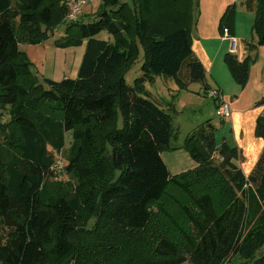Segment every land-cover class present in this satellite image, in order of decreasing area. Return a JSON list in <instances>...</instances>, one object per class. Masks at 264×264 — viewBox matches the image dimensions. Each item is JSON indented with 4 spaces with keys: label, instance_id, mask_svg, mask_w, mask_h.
<instances>
[{
    "label": "trees",
    "instance_id": "trees-1",
    "mask_svg": "<svg viewBox=\"0 0 264 264\" xmlns=\"http://www.w3.org/2000/svg\"><path fill=\"white\" fill-rule=\"evenodd\" d=\"M101 1L85 22L66 19L70 0H0V263L264 264V149L247 176L242 150L218 145L208 121L183 145L197 166L171 174L162 152L172 117L142 93L158 76L209 89L193 49L199 0ZM234 22L230 5L221 31ZM64 23L54 44L85 43L78 74L41 78L21 45L44 43ZM253 31L264 46V0ZM140 46L142 75L130 85ZM249 60L225 55L243 88ZM68 133L70 179L58 181L53 152L65 151ZM255 135L264 140L263 116Z\"/></svg>",
    "mask_w": 264,
    "mask_h": 264
},
{
    "label": "rangeland",
    "instance_id": "rangeland-1",
    "mask_svg": "<svg viewBox=\"0 0 264 264\" xmlns=\"http://www.w3.org/2000/svg\"><path fill=\"white\" fill-rule=\"evenodd\" d=\"M126 1L129 3L132 2V0ZM246 1L247 0H199L200 11L199 15H197L195 11L197 21L192 27V39L194 46L197 43V39H203L206 50L214 61L212 70L207 72L208 82H205L206 84L208 83L207 85L209 87L207 91L202 83H190L186 89H182L174 78L165 76H158L153 83L146 82L143 86L142 93L144 94V92H146L153 101L164 108L172 117L173 136L170 143L171 148L162 152V158L171 174H178L197 166L196 162L190 157L183 145L188 135H191L199 126L206 124L208 121L215 127V138L218 145H221L223 141L226 140L228 144L235 146L236 140L241 137L240 129H243V133L246 134L242 140H244L243 143L246 146V152H248V154L256 153L258 145L263 144L262 140L254 134V131H252L251 135L248 134V130L251 126L254 128L255 118H253V116L247 119L242 118L241 120L240 116L235 117L234 115L232 118L220 117L216 113L217 107L215 99L217 98H213L209 95L210 91L219 90L221 92L220 97L230 106L232 111L234 109H239L243 111V113L251 111L253 113L249 114L254 115V117L256 115L254 113L256 111V105H259V102L264 99V46L256 44L252 49L249 48V80L246 87L243 88L234 80L225 62V55L227 53L226 46L230 39L222 41V37L219 33L222 32L220 29L222 16L230 5H235V37H231L236 39L237 42L242 41V38H245L246 41L250 43L257 42L258 36L253 31L257 0H253L252 9L247 8ZM101 4V0H90L89 3L84 6L82 14L78 18L79 21L81 19L85 22L92 21L99 12ZM65 28L66 24H61L54 36H51L44 43L34 46L35 48L40 47L44 50L35 51L36 56L45 52L44 65H37L35 67L41 78L56 80L60 77V73L57 71L60 67L58 65H60L63 60L64 51L66 49L57 48L54 41L56 38L64 35ZM213 33H218V39L211 40V38H208V36ZM97 38L110 41L113 40L106 32H102ZM207 38L210 39V41H207ZM238 39L240 40L238 41ZM246 41L245 44L249 47L253 45L250 43L248 44ZM29 46L30 45L23 44L21 45V50L25 52L32 51ZM73 49L74 51L72 50V53H75V55H73L74 57L72 59L73 66L70 69L71 73H66L65 76H69L70 74L76 77L75 67L78 63L81 64L85 43ZM143 54V47L140 46V56L137 62L126 73V80L130 85H134L135 80L142 75L141 65ZM70 55L71 54L66 55V59L67 57L69 59ZM184 76H186L185 71ZM234 95H236V97H234ZM257 110L259 111L260 109ZM262 110L260 116L264 117V108ZM71 139V133H68L65 151L56 154L52 151L57 165L59 167L61 165L63 166L59 177L56 179L58 181H68L70 179L65 173L64 167L67 164V154L72 144ZM242 152L244 155L242 162H244L246 159L245 152ZM238 164L241 165L239 161ZM90 224L92 225L93 221H91ZM239 262L240 258H233L232 261L227 264H238ZM184 264L191 263L186 262Z\"/></svg>",
    "mask_w": 264,
    "mask_h": 264
},
{
    "label": "crops",
    "instance_id": "crops-1",
    "mask_svg": "<svg viewBox=\"0 0 264 264\" xmlns=\"http://www.w3.org/2000/svg\"><path fill=\"white\" fill-rule=\"evenodd\" d=\"M219 33H220V36L222 37L221 38L222 41H227V39L224 38V34H222V32H219ZM218 36H219L218 33H213L212 35L208 36V38H211V40L212 39H218ZM230 36L235 37L234 30H233L232 33H230ZM236 37H239V36H236ZM208 38L206 40L207 41H210V39H208ZM239 40L240 39H238V41ZM241 40L242 41H239L238 44H237V51H236L237 54L236 55L238 56V59L240 61H243L246 58V56L248 54H250V50H249L250 47L247 44H245V41H246L245 38H242ZM247 43L249 44L250 42H247ZM250 44H253V45H256L257 44L258 45V40H257V42H255V43L252 42ZM34 46H37V45H32V46L30 45L29 46L30 50H32V51L26 52L27 55H28V57L35 64V66H37V65H44V55H45V52H42L41 54H39V56H36L35 55L36 54L35 51H37V50L44 51V50L42 48H40V47H36L35 48ZM232 46H233L232 43L229 41L228 44H227V46H226L227 53H229V52L232 51ZM33 49H36V50H33ZM193 49H194L195 56L203 63V65H204V67L206 69V73L208 71H211L212 68H213L212 66H213V62L214 61L210 57L209 52L206 50V45L204 43V40L203 39H197V43H196L195 46L193 45ZM72 50L74 51L73 48H67L64 51L63 60L61 61L60 65H58L60 67L57 70L58 73H60L59 74L60 77H58V79H56V80H61V79L66 78V77L75 78L74 76H72L70 74H69V76H67V75L65 76L66 73H71V70L70 69L73 66L72 59H73V57H74L73 55H75V53H72L73 52ZM248 50H249V53H248ZM70 51H71V53H70ZM84 52H85V49L83 50L82 55H84ZM231 53H233V52H231ZM68 54H71L70 57H72V58L69 57V59H68V57H67V59H66V55H68ZM80 65L81 64L78 63L76 65V67H75L76 68V70H75V76H77V74H78ZM206 77H207V74H206ZM206 81L208 82V79H206ZM234 97H236V95H234ZM256 106H257L256 107V111L254 112L256 114L255 117H254V115L249 114V113H253L251 111L250 112H247V113L246 112L243 113V111H240L239 109H234L232 111V116L233 115L235 117L236 116H240V120L242 118H246L247 119L248 117H251V116H253V118H255L254 128H252V126H251V128L248 130V134H250V135L252 134V131H254V134H255L256 121H257L258 117L261 114L260 112H262L263 111L262 109L264 108V105H262V106L256 105ZM257 109H260L261 111L260 110L258 111ZM232 116H231V118H232ZM240 135H241V137H240V139H237L236 140V143H235L236 145L235 146H237L238 148H240L242 151L245 152V158L246 159H245L244 162H242L243 160H240L239 162H240L241 165H239V164L238 165L240 167H242V169L244 170V173L248 176V175H250V173L254 169L256 163L258 162V160H259V158H260V156H261V154L263 152V149H264V140L261 139V138H259V139L262 140L263 144L262 145H258V148L256 150V153H254V154H248V152H246V146L243 143L244 140H242L244 138V136L246 135L245 133H243V129H240Z\"/></svg>",
    "mask_w": 264,
    "mask_h": 264
},
{
    "label": "built area",
    "instance_id": "built-area-1",
    "mask_svg": "<svg viewBox=\"0 0 264 264\" xmlns=\"http://www.w3.org/2000/svg\"><path fill=\"white\" fill-rule=\"evenodd\" d=\"M90 0H70L69 2V11L67 14V20L68 21H76L78 20V18L80 17V15L82 14L83 8L85 5H87L89 3ZM225 39H230V42L232 43V51L234 54H237V44L238 42L236 41V39H234L233 37L230 36V32L228 31V29H225L223 32ZM220 91L219 90H214V91H210L209 95L213 98H217L218 99V105H217V115H219L220 117L223 118H227V117H231L232 116V110L230 108V106L225 103L223 101V99L220 97ZM54 172L56 173V175H58L61 173V170L63 169V166L61 165L60 167L57 165V163L55 162L53 168Z\"/></svg>",
    "mask_w": 264,
    "mask_h": 264
}]
</instances>
